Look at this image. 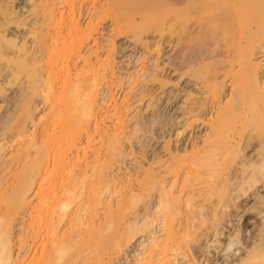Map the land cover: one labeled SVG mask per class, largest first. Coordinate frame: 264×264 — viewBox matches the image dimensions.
Instances as JSON below:
<instances>
[{
	"label": "bare ground",
	"instance_id": "1",
	"mask_svg": "<svg viewBox=\"0 0 264 264\" xmlns=\"http://www.w3.org/2000/svg\"><path fill=\"white\" fill-rule=\"evenodd\" d=\"M98 1L99 11L110 14V32L133 30L131 38H140L159 57L140 69L143 81L132 97L143 113L131 117L128 126L129 118L122 119L131 110L127 94L117 102L104 82L113 50L108 46L103 59L90 45L103 36L98 20L90 19L84 28L75 0L66 15L63 0H0V264H113L121 252L130 258L127 248L137 236L147 242L133 253L134 264H184L182 259L217 264L223 251L222 258H228L237 249L241 252L228 264H264V194L259 193L264 187V0ZM127 4L136 7L118 15ZM144 8L156 13L141 23L136 14ZM136 28H153L152 44ZM103 83L107 90L100 89ZM36 95L48 103L38 118ZM101 95L106 104L111 96L122 128L131 127L126 139H137L141 148L163 139L140 174L124 176L132 181L126 186L110 173L109 161L118 152L96 150L103 155L92 153L93 161L87 156L91 138L117 150L127 129L115 133L113 126L109 134L108 126L101 127ZM29 121L41 128L30 132ZM12 128L15 135H8ZM15 136L28 139L8 152ZM71 152L76 161L69 159ZM172 173H181V179L168 182L165 175ZM122 184L127 193L114 203L109 197ZM146 185L160 192L158 198L142 217L121 223L117 216L143 200ZM163 205L184 210L177 211L184 215L178 228L163 217L150 219L151 210ZM25 208L35 212L32 233L28 226L32 237L26 235ZM249 220L254 227L246 235Z\"/></svg>",
	"mask_w": 264,
	"mask_h": 264
},
{
	"label": "rangeland",
	"instance_id": "2",
	"mask_svg": "<svg viewBox=\"0 0 264 264\" xmlns=\"http://www.w3.org/2000/svg\"><path fill=\"white\" fill-rule=\"evenodd\" d=\"M48 1H50V2H52V1H54V0H48ZM75 1H77V2H74V7H75V9H76V14H77V16H78V19H80L81 20V23H82V26L85 28L86 27V24L87 23H89L91 20L90 19H93V20H95V24H97V20H98V22H99V25H98V27H99V33H102V35L104 36H101V34L100 35H97L96 36V41L95 42H92L90 45H91V47H94V48H96V50H97V53L99 54V56H100V58H103V59H105V56L107 55L106 53H107V51L110 49V48H112V50H113V53H114V60H113V64L111 63V66L109 65V67H110V69L107 71L108 72V74H109V78H108V80L107 81H104V82H106V85L103 83V84H101L100 85V89L102 90V89H104V88H111L110 90H112L113 91V94L114 95H116L114 98H115V100L118 102H120L121 100H122V98H121V96H123L125 93L127 94V100L129 101V103H131L132 105H131V110H125V112H127L128 111V113H125L124 112V114L123 115H126V116H123V118L122 119H127V118H129V119H127V121H126V125L128 124V125H130V123H131V120H133L134 119V115H138L139 113H143L142 112V110H140V112H139V110L138 109H140L139 107L141 106V104L137 101V103H136V98L134 99L132 96L134 95V94H136L137 93V90L140 88V83L143 81V76L142 77H139V75H141L142 74V70H140V69H142V68H148L149 66H151L153 63H155L156 62V59L157 58H159V57H157L156 56V54H157V51H155V50H152L151 48L152 47H148V46H146L145 44H143V42H142V40L139 38V39H137V40H134L133 38H131V35H132V33H133V30L132 31H130L129 30V32H126V33H124L123 35L121 34V35H117L116 36V34L114 35V33H112V32H110V30H109V27H108V25H109V21L111 20L110 19V14L109 13H106L107 15H105V13H101L102 12V9H101V7L99 6V5H101V3L98 1V0H75ZM63 6L61 7V12H62V14H64V15H66L67 14V12L69 11V7L71 6L70 4H71V2H70V0H63ZM100 3V4H99ZM67 5V6H66ZM70 5V6H69ZM128 6H130V7H126V6H123V7H121V9L119 8V12L117 11V14L119 15L120 14V16H123L124 17V15H128L129 14V11L131 12V10H133V8H135L136 6V4H127ZM68 7V8H67ZM124 8H126V9H124ZM101 9V12L99 11ZM118 10V9H117ZM97 11V12H96ZM104 16H101V14L99 13V12ZM146 11V12H145ZM156 10L155 9H152V8H149V9H147V8H144V9H142L139 13H137L136 15H137V17H138V21H140L141 23H142V21H148L149 22V19L151 18V17H153L152 15H154L156 12H155ZM111 12V11H110ZM123 12V13H122ZM145 12V13H144ZM95 13V14H94ZM109 15V16H108ZM140 15H141V17H140ZM148 15H149V17H150V15H151V17L149 18L148 17ZM147 16V17H146ZM95 17H96V19H95ZM99 17V19H101V17H103L101 20H99V19H97ZM147 19H145V18ZM143 18V19H142ZM142 19V20H141ZM145 19V20H144ZM137 21V22H138ZM140 22H138V23H140ZM151 29V30H150ZM148 30V29H147ZM147 30H145L144 32L139 28V29H137L136 28V31H141L142 32V34H141V37H143V38H145L146 39V41L147 42H149V44L151 43L152 44V41H151V34L153 33V28H149V30L147 31ZM114 35V36H113ZM145 39H143L144 41H145ZM111 41V42H110ZM98 45V46H97ZM96 46V47H95ZM107 46V47H106ZM110 48H109V47ZM109 48V49H108ZM108 49V50H107ZM169 48H167V50H168ZM86 50H87V48H85V51H83V53H85L86 52ZM162 51H163V49L160 51L161 53H162ZM161 53H160V56H161ZM103 56V57H102ZM157 57V58H156ZM102 59V60H103ZM159 62H162L161 63V66L163 67V69L165 68L166 69V65L164 66V59H163V57H160V59L158 60ZM44 62H48V60L46 61V59H45V61ZM81 65H82V63H80ZM79 64V66H81ZM45 65H46V63H45ZM135 69L138 71V70H140L137 74H136V71H135ZM164 69V70H165ZM131 73V76L132 77H129V76H127L128 74H130ZM135 75V76H133V74ZM174 79H175V77H174ZM16 83L18 84V82L16 81L15 82V84H12L13 85V88L14 87H17V85H16ZM108 84V85H107ZM186 84V82H184L183 83V85H185ZM191 83H189L188 85H190ZM106 87H105V86ZM11 86V85H10ZM190 86H192V85H190ZM11 88H12V86H11ZM99 88H98V91H100L99 90ZM107 88H106V90H107ZM133 88V89H132ZM167 90H171L172 89V85H168L167 86ZM191 88V87H190ZM109 93V92H108ZM128 93H129V95H128ZM42 95V94H41ZM41 95H36L35 96V99H36V102H37V106L39 107H37V111L34 113V116L36 117V118H38L41 114L43 115L46 111H47V107H48V103H47V101L45 100V99H43V96L41 97ZM38 96V97H37ZM40 96V97H39ZM102 95L99 97L100 98V100H101V102L99 101V103H100V112H99V116H103V120H104V118H105V121L103 122L102 121V128H104L105 126H108L106 129L109 131V134H112V132H113V129L115 128V131H116V129L119 131V132H115V133H121L120 131H123L125 128H127V129H125L122 133H121V137H120V140L121 141H119L120 142V144H119V142H118V144H119V146H116V148H117V150H107V148H108V146L107 145H105V144H103V143H101V141L99 140V139H96L95 137L94 138H91V139H93V140H91L90 139V141L91 142H89V143H91V144H89V149H91V150H88V153H87V156L88 157H90V159H91V157L93 156V155H96L95 157H97V156H102L103 154V152L102 151H105L106 153H107V151H108V153L109 154H111V155H113V153H116V152H120L121 153V150L123 151V153H116L114 156H112L111 158L112 159H114V160H112L111 161V159H110V161H109V163L111 164V166H112V168H111V166H110V173H111V176L113 175L114 176V178L115 177H117V175H118V178L117 179H119V178H121V179H119V180H116V178H115V180H116V182H124L123 184L125 185V183L127 182V184L126 185H128V182H132V181H130L129 179H127V178H125L124 176H128V175H130L129 173H133V172H135V170H138V172H135V173H137V174H140L141 172L140 171H143V170H141V164H143L142 166H147L148 164V161L149 162H151L152 160H151V155L154 153V149L155 148H158L159 147V145H160V143L162 142V140L163 139H154L153 138V140L150 142V144L148 145V147L147 146H145V147H142L141 148V146H139V142H138V140L137 139H135V138H133L132 140H130V139H126L125 137L127 136V134H128V132H127V130L129 129V131L131 130V127H125L124 129L122 128V126L118 123L119 122V115H118V113H117V116L116 115H114V110H112L113 109V105H112V99H111V96H109L110 98H107V100L108 101H106L107 102V104L110 102V106H112V108L109 106V105H107L105 102V104L104 103H102ZM121 98V99H120ZM110 99V100H109ZM45 100V101H44ZM179 100V99H178ZM177 100V101H178ZM135 102V103H134ZM114 104V103H113ZM102 105V106H101ZM105 105V106H104ZM177 106H178V104H176ZM107 107V108H106ZM171 107V106H170ZM112 110V111H111ZM136 110V111H135ZM98 111H99V109H98ZM110 111H111V113H110ZM135 111V112H134ZM136 112H138V113H136ZM104 113V114H103ZM109 113V114H108ZM101 114V115H100ZM116 114V113H115ZM128 115H130V116H128ZM132 117V119L130 120V118ZM115 118H117L116 120H115ZM115 120V121H114ZM112 121V122H111ZM29 123V124H28ZM26 124H28L27 125V128L30 130V132L32 131V130H37L38 128H41L40 126L41 125H39V127H38V125H37V127L35 128L34 126H33V122H31V121H29V122H27ZM117 125L118 126H120L121 127V129H120V127H117ZM127 125V126H128ZM114 126V128H112ZM111 127V128H110ZM104 128V129H105ZM119 128V129H118ZM15 129V130H14ZM47 129V128H46ZM49 129H54L53 127H49ZM112 130L111 132H110V130ZM11 130H13V133H15V131H16V128H12V129H10V130H8L7 131V134L9 135V134H13L12 133V131ZM33 132V131H32ZM113 132V133H114ZM108 133V132H107ZM126 134V135H125ZM13 135H15V134H13ZM124 135V136H123ZM159 135V134H158ZM84 136L86 137V134H84ZM84 136H83V139H82V143H85V141H84ZM124 138H123V137ZM10 138V137H9ZM12 138V137H11ZM123 139V141H122V139ZM174 138V137H173ZM173 138H172V140H173ZM23 139H28V137L27 136H25V138H23V137H21V136H15V137H13L12 139H11V141H9L8 142V144L9 145H11V147H9L8 148V152H10L12 149H15V148H17V146L18 145H20V143H23L24 141H26V140H24L23 142H21V140H23ZM45 139H46V143L48 144V146H51V145H49V143H51L50 142V139H47L46 137H45ZM44 139V140H45ZM96 139V140H95ZM13 140V141H12ZM87 140V139H86ZM127 140V141H126ZM5 141V140H4ZM48 141H49V143H48ZM124 141H126V142H124ZM156 141H158V142H156ZM6 142V141H5ZM12 142V143H11ZM123 142V143H122ZM130 144H129V143ZM98 143V144H97ZM121 143H122V145H121ZM86 144V143H85ZM84 144V145H85ZM99 144H100V146H99ZM117 144V145H118ZM138 144V145H137ZM102 145V146H101ZM103 145H104V147H103ZM135 145V146H134ZM87 146H88V144H86V148H87ZM96 148H95V147ZM98 146V147H97ZM106 146V147H105ZM124 146V147H123ZM85 147V146H84ZM91 147V148H90ZM99 147L101 148V149H99ZM119 147H121V149L119 148ZM140 147V148H139ZM104 148V149H103ZM106 148V149H105ZM109 149V148H108ZM74 150V149H73ZM73 150H72V152H73ZM99 150V152L101 151L102 153H101V155H99L98 154V152L97 151ZM94 151H96V152H94ZM111 151V152H110ZM112 151H116V152H113L112 153ZM72 152H71V154H72ZM92 153H93V155H92ZM96 153V154H95ZM70 154V156H69V159L70 158H72V157H75L77 154H75V153H73V154H75L74 156H73V154L71 155ZM90 154V155H89ZM122 155V156H121ZM81 156H82V153H81ZM85 156V155H84ZM147 156H148V158H147ZM94 156L92 157V159L90 160V161H93V158H95ZM116 159H115V158ZM76 158H72V160L71 161H73V160H75ZM89 160H87V161H89ZM76 161V160H75ZM139 163H138V162ZM147 161V162H146ZM146 162V164H144ZM109 163H107V164H109ZM138 165V167H140V168H138L137 166H136V164ZM140 165V166H139ZM144 166V167H145ZM137 167V168H136ZM155 167L157 168V169H161V171L160 172H164L163 170H164V168L163 167H160L159 165H155ZM143 169V168H142ZM156 169V172L157 173H160L158 170ZM140 170V171H139ZM108 171V170H107ZM108 171V172H109ZM115 171V172H114ZM112 172H114V173H112ZM140 172V173H139ZM115 174V175H114ZM163 174V173H162ZM175 175V176H174ZM179 175V176H178ZM178 175H177V173L175 174H173L172 173V175H168V174H166L165 176H166V178L167 177H169V178H167V181L169 182H172V178H173V180H176V179H178V178H180L181 179V173H178ZM125 179H124V178ZM112 178V177H111ZM113 178V179H114ZM171 178V179H170ZM174 178H176V179H174ZM169 179V180H168ZM122 180V181H121ZM123 180H125V181H123ZM122 184V185H123ZM124 185H123V187L122 188H118V189H116V190H118V192H115V191H113V196H112V198H111V196L109 197L110 199H111V201H115L114 203H117L118 201H120V199H123L122 197H124L125 195H126V188L127 187H125L124 188ZM125 185V186H126ZM149 187V188H148ZM147 188V189H146ZM119 189L120 190H122V192L123 193H121V191H119ZM123 189H124V191H123ZM146 189V190H145ZM145 189H143V193H141V195H143L142 196V201L140 200L139 202H137L136 204H134L133 206H132V204H130L131 206H130V210L129 209H127V210H125V212H123V214L119 217V216H117L116 218L118 219V220H120V222L121 223H123L124 221H126V220H129V219H133V218H135V216H139V218L140 217H142V212L144 213V212H146V209L148 208H150L151 206H150V202L151 201H154L155 199H157L158 198V195H159V191H157L156 190V188H153L152 186H150V185H146L145 186ZM180 190V188H177V189H175V191L176 190ZM138 190V188L136 189V191H135V193L136 192H138L137 191ZM179 190L178 191H176L175 193H177V192H179ZM181 190H183V189H181ZM140 191V190H139ZM159 192V193H158ZM185 191L183 190V192H181L180 191V193H181V195L184 193ZM112 193V192H111ZM260 194L261 193H263L264 194V187H261L260 188V192H259ZM118 194H119V196H122V194H124V196H122V197H120L119 198V196H118ZM121 194V195H120ZM111 195V194H110ZM33 196L31 195V198H32ZM118 197V198H117ZM156 197V198H155ZM115 198V199H114ZM153 198H155V199H153ZM118 199V200H117ZM153 199V200H152ZM32 200V202H34V198L33 199H31ZM253 203L254 202V200L252 201V199H251V201H250V203ZM252 203L250 204V205H252ZM33 204L34 203H31V205L33 206ZM28 206V207H26L27 208V210H29L28 208H30V207H32V206ZM178 205V204H177ZM173 206V205H172ZM172 206H170L168 209H166V207H165V205H163V207L162 206H158L157 208H158V210H160L161 212L159 213L158 212V210H157V212H154V211H156V210H151L153 213H149V215H152L151 216V218H150V216L149 215H147V219L148 218H150V219H152L153 217L154 218H158V216L159 217H161V219H162V217L163 218H165V219H167V222H168V224H169V221H170V223L171 224H173V225H177V222H178V224H180L179 223V221L181 222L182 221V217L184 216H181V214L180 213H177V211L179 212L180 210H182V212H184V210L183 209H180V207H179V210H178V208L177 207H173V209H172ZM176 206V205H175ZM132 207V208H131ZM26 208L22 211V212H25L26 213V215H27V213H28V215H30V216H26V215H24L25 217L23 218L24 219V221L26 222V228L28 229V226H30L31 228H32V230H30L31 228L29 227V229H28V231L30 230L31 231V233H32V231H33V228L34 227H36V223H34L36 220H35V218L34 219H32L33 217H34V215H33V213L32 212H34L33 210H32V212L30 213V212H28L27 210H26ZM59 208V210H60V208L61 207H58ZM57 208V209H58ZM31 209L32 208H30V211H31ZM27 212H26V211ZM59 210H57L58 212H59ZM56 211V214L54 215L53 214V216H55L56 218H57V212ZM61 211V210H60ZM102 211V210H101ZM100 211V213L101 214H104V212L102 211L101 212ZM126 211H128V212H126ZM165 211H167V212H165ZM63 212V211H62ZM106 212V211H105ZM150 212V211H149ZM163 212V213H162ZM168 212H173V214H168V215H163L164 213H168ZM25 213H22V214H25ZM35 213V212H34ZM61 213V212H60ZM177 213V214H176ZM32 214V215H31ZM180 214V215H179ZM185 214V213H184ZM57 215V216H56ZM174 215H176V216H174ZM32 216V217H31ZM166 216H170V217H173V218H171L170 219V217H169V220H168V218L166 217ZM179 216V217H178ZM28 217H30V218H28ZM174 217H176L175 219H174ZM25 218H26V220H25ZM153 218V219H154ZM150 219H148V220H150ZM152 219V220H153ZM159 220H160V218H158ZM33 220V221H32ZM35 220V221H34ZM116 219H114V222L115 223H117L118 221H115ZM152 220H150V221H152ZM159 220H154V223H156L157 221H159ZM156 221V222H155ZM175 223H173V222ZM29 222V223H28ZM28 223V224H27ZM31 223V224H30ZM114 223V224H115ZM248 231L246 232V235L247 234H249V230H252L253 229V223H252V221H248ZM252 223V224H251ZM32 224L34 225L33 227H32ZM167 224H166V220H165V228L166 229H168L169 228V226H166ZM179 226L177 225L176 227L174 226V228L176 229V228H178ZM251 227H252V229H251ZM19 226H17V228H15V235H17L18 234V232H19ZM17 229H18V231H17ZM27 231V230H26ZM30 231L26 234V235H28V237H29V234H31L30 233ZM176 231V230H175ZM17 233V234H16ZM35 236V233L34 234H31V236L30 237H32V236ZM17 237V236H16ZM247 237V236H246ZM137 238V239H136ZM136 238H134V240H132V242L130 243L131 245H129V247L127 248V252H129L130 253V258L129 259H126L125 258V256L123 255L122 256V254L121 253H123V252H121V253H119V259H115L116 260V262L114 261V263L113 264H134L133 263V259H132V256H133V253L135 252V253H138V252H140V251H142L143 250V243H146L147 242V240H146V238L144 237V236H142V237H136ZM244 240L245 241H249L250 239L249 238H244ZM136 241V242H135ZM234 247H236V246H234ZM239 250V251H238ZM225 252H226V250H225ZM232 252H233V250H232ZM231 251H229L228 252V258H226L227 257V255H225V253H224V251L221 253V255H223V256H226L225 258H222L223 256H220L219 258H220V260L218 261V263L217 264H228V262L229 261H227V260H231V259H234L235 257H236V254L238 255L239 254V252H241V250L240 249H237V251H235L234 250V252H236V254L235 253H232ZM231 254V255H230ZM123 257V258H122ZM169 259H172V257H170ZM155 260V259H154ZM153 260V261H154ZM226 260V261H225ZM117 261H119V262H117ZM182 261L184 262V264L186 263V260L185 259H182ZM155 262V261H154ZM153 262V263H154ZM187 264V263H186Z\"/></svg>",
	"mask_w": 264,
	"mask_h": 264
}]
</instances>
